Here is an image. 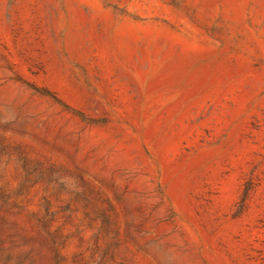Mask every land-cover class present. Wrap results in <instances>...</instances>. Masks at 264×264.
Wrapping results in <instances>:
<instances>
[{"label":"rangeland","instance_id":"1","mask_svg":"<svg viewBox=\"0 0 264 264\" xmlns=\"http://www.w3.org/2000/svg\"><path fill=\"white\" fill-rule=\"evenodd\" d=\"M0 264H264V0H0Z\"/></svg>","mask_w":264,"mask_h":264}]
</instances>
